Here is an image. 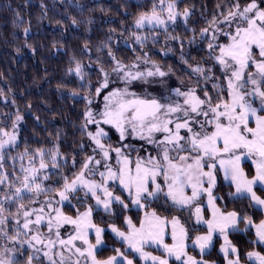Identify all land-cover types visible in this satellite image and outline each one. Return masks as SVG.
<instances>
[{"label": "trees", "instance_id": "trees-1", "mask_svg": "<svg viewBox=\"0 0 264 264\" xmlns=\"http://www.w3.org/2000/svg\"><path fill=\"white\" fill-rule=\"evenodd\" d=\"M250 1L175 0L179 13L188 10L186 18L177 17L175 23L165 28L142 27L136 30L132 22L143 13H151L153 5L158 8L160 0H0V128L8 131L17 115L22 117L18 142L0 159V168L9 180H14L12 193L23 179L22 167L40 163L38 150L44 151V162L48 165L41 180L48 189L41 194L46 196H53L62 189L64 177L69 181L73 179L91 155L85 129L87 103L83 95L97 88L98 72L88 68V64H98L106 69L113 66V58L128 64L137 56L145 57L169 71L171 79L191 85L201 97L211 98L213 106L229 99L227 77L231 69L225 72L215 59L219 54L218 45L227 44L229 39L223 33L212 39L202 30L209 29L213 21L226 16L237 3L242 7ZM167 2L165 0V4ZM257 3L260 4V0ZM137 35L142 38V43L136 41ZM210 43L214 45L213 49H209ZM77 63L81 65L83 79L70 71ZM195 68L203 71L196 72ZM248 71H254V67ZM250 88V84H246L241 91L249 92ZM246 99L258 113L264 114L257 101L248 96ZM56 149L59 151L58 167L53 168L51 153ZM241 166L248 177L254 175L250 159L244 160ZM217 172L213 188V194L218 198L216 205L223 212L235 211L240 217L237 230H230L228 239L238 250L239 260L253 264L247 253L258 251L264 255V245L254 243L255 229L247 226L244 218H251L253 224H257L264 218V212L253 204L250 197L230 195L233 185L225 182ZM44 176L48 178L44 179ZM112 189L129 205L127 209L113 203L106 212L94 207L90 198H76V191L62 204V211L75 217L86 208L93 209V223L105 229L103 244L96 250L98 259H106L119 249L134 264H142L108 227L115 225L126 231V217L137 226L143 210L131 208L130 200L117 186ZM254 191L264 198V188L256 185ZM30 198L25 194V199L19 203L28 204ZM19 203L9 202V210L17 211ZM144 210L167 219L177 217L188 230L190 239L207 230L204 225L194 224L187 209H179L166 197L147 202ZM203 211L207 213L205 206ZM219 245V236H214L208 252L200 254L190 246L187 251L215 264H225ZM144 247L164 255L152 247ZM38 261L49 264L42 258ZM169 264L180 262L169 259Z\"/></svg>", "mask_w": 264, "mask_h": 264}, {"label": "snow or ice", "instance_id": "snow-or-ice-1", "mask_svg": "<svg viewBox=\"0 0 264 264\" xmlns=\"http://www.w3.org/2000/svg\"><path fill=\"white\" fill-rule=\"evenodd\" d=\"M261 4H264V0H260V4L257 3V0H251L240 10V5L237 3L235 10L230 11L224 17L225 22H236L235 32L225 33L229 38V43L218 45L219 55L215 58L225 72L231 69V74L227 77L229 99L222 100L213 106L211 98L201 99L194 90L181 92L176 89L174 90L175 95L184 97L183 105H181L175 102L163 103L157 98H141L135 93H130L127 88L124 90L114 89L109 92L104 96L105 105L101 112L94 115L91 109L86 111L85 129L87 130L89 124L96 125L95 132L88 131L89 138L95 143L105 160L110 159L111 153L114 152L119 168L117 170L106 165V172L99 173L100 182L89 179V176L96 175V169L90 166L94 158L89 156L79 174L70 181L67 177L63 178L64 184L62 190L57 193L60 197L57 203L68 200L69 193L86 189V194L90 193L95 199L96 205L102 206L106 212L110 211L113 203L127 209L129 205L125 203L121 195H114L110 190L109 181H118L120 188L127 192L132 205L146 208L147 202L160 198L164 189L157 181V177L162 176L164 186L167 187V192L164 194L172 204L179 209H187L195 204L197 223L207 225V233L196 236L191 241L192 245L203 252L213 244L214 234L219 233L224 241L220 251L224 253L227 264H240L238 250L228 239L229 230H237L240 217L235 211L224 213L216 207L218 198L213 194V188L216 185V171L217 165H219L225 179L230 180L235 186V194L230 195L243 197L247 194L254 205L264 208V198L258 196L254 191L255 185L264 186V115H258L257 108L253 107L252 103L246 99L247 96L254 94L260 98L261 104L264 105V7H261ZM165 11L167 12V21L172 23H175L177 17L181 15L176 11L175 0H168L166 7L165 0H160L159 10L153 5L151 13L141 14L135 21V26L137 28H141L145 24L164 26L166 21L162 18V13ZM188 14V10L185 9L182 15L186 18ZM202 31L207 33L208 29ZM135 39L138 43H142V38L139 35ZM208 47L213 49L214 45L210 43ZM136 67V65L132 66V68ZM251 67L255 68L254 73L248 71ZM193 70L203 71L201 68ZM70 71L73 70L70 69ZM74 71L83 79L79 63L76 64ZM113 71L122 72L123 76L120 78L126 83L142 79L145 75L149 77L166 75L158 67L155 72L151 70L146 73L133 72L131 69L125 70V67L119 63ZM104 76V81L96 88L97 96L109 87L108 74L105 73ZM246 84L253 85L252 91H241ZM207 95L205 93V96ZM89 104H91V100H89ZM205 105H207L206 108ZM181 113L182 115H180ZM210 113L211 116H209ZM191 114L203 115L205 119L203 121L195 120ZM173 116H175V120L172 119ZM250 117L254 118L255 127L250 126ZM21 119L22 117L17 115L11 132L0 128V151L10 145H15L17 123ZM101 124L115 128L121 141L131 133L140 139L147 140L148 143L156 144L158 148L162 149V152L155 157L150 155L146 160L138 156L133 169L130 155L123 151L124 148L132 149V145L122 144L112 147L103 143L102 141L108 137V133L101 127ZM173 124L174 128L170 127ZM194 124H199V130L193 127ZM208 125L212 126L210 131L207 128ZM182 129L186 131V136L181 135ZM155 133H163V139H155ZM172 152H177L178 158L172 156L170 154ZM179 153L187 154L179 155ZM37 154L40 157L39 168L35 166L22 167L24 175L20 186L15 187L12 195L5 196L4 200L19 203L25 199L26 193L40 194L48 191L40 179V173L48 167L44 162L45 153L41 149L37 151ZM58 154V149L51 153L53 168L58 167ZM245 156L251 159L255 165V175L251 178L241 167V159ZM100 163L99 160L95 161L96 165ZM47 178L44 176V179ZM6 180L7 176L0 175V184ZM188 188L191 189V195L186 194L185 190ZM203 194H207L208 197V206L212 210L211 219L204 218L202 208L197 203ZM35 202L33 201V203ZM45 203L48 208L47 213L43 205L38 209L28 210L23 203H19L17 213H23L22 227L24 229L31 231L30 225L33 224L43 226L45 220L50 235L53 228L56 229L55 240L49 239L45 243L42 234L38 233L32 236L31 241H26L30 247L33 246L32 241H35L36 244L47 248L48 251H45L43 255L48 258L49 264H66V261H69V264H81V259H83V264H133V261L119 249L116 250V255L109 256L107 259L97 258L96 250L103 243L105 229L93 223L91 207L84 212H78L73 217L65 215L60 208L53 207L51 200H47ZM4 211L3 205L0 204V225L5 224ZM33 215H35V220L31 219ZM125 223L128 225L127 232L121 231L115 225H110L111 231L120 237L133 252L139 253L142 260L151 261V264H169V258L174 257L180 264H206V262L198 261L188 255L186 251V241L190 239L188 230L177 217H173L170 222L172 225L171 244L164 242V229L169 221L161 218L155 212L146 213L139 228L133 225L131 219L126 218ZM244 223L256 229L257 239L254 243L264 245V220L257 225L253 224L251 218L245 217ZM64 225H71L74 229L67 239L61 238L59 231ZM89 230L95 233V243L89 240ZM76 241H81L84 246H77ZM150 242L162 248L164 255L155 256L145 252L144 246ZM57 244L63 251L53 252ZM64 251L70 252L76 259L71 261L69 257H65ZM231 255H235L236 259H230ZM247 256L253 264H264V255L260 252L252 251L247 253ZM54 257H58L59 260L57 261ZM118 257H122L123 260L121 261ZM31 261L32 257H29L28 264H31ZM0 264H14V261L11 258L0 259Z\"/></svg>", "mask_w": 264, "mask_h": 264}, {"label": "rangeland", "instance_id": "rangeland-1", "mask_svg": "<svg viewBox=\"0 0 264 264\" xmlns=\"http://www.w3.org/2000/svg\"><path fill=\"white\" fill-rule=\"evenodd\" d=\"M246 5H244L242 7L240 6V10H242L243 7H245ZM159 7H160V5L158 6L157 10H159ZM165 7H166V4H165ZM233 10H235V7L231 11H233ZM228 13L226 15H228ZM180 14L181 15H179L178 18L179 17L185 18L182 15L183 13H180ZM224 17H222L220 20L213 21L209 25V29H208V32L206 34L207 36H210L212 39H213V36H215V39H216L218 37V35H220V33H221V35H223V34L225 35V33H234L235 32L236 22L235 21L225 22L224 21ZM138 18L139 17H137L132 22V26L136 30H139V29L142 28V27L141 28H137L135 26V21ZM162 18L165 19V21H166V25H164V26H150V25L145 24L143 27L165 28V27L173 24L172 22L167 21V12L166 11L164 13H162ZM225 36H227V35H225ZM227 43H229V40H228ZM257 53H258V51H257ZM218 55L219 54H217V56ZM117 63H119L120 65H123L125 67V70L131 69L133 72L140 71V72L146 73L149 70L155 72L156 67H158L161 71L166 73V75H164L163 77H161L159 75H154V76H150V77L145 75V77L142 78V79L133 80L131 82H127L126 83L124 80H122L120 78L121 76H123L122 72L121 73H116V72L113 71V69L116 68ZM133 65H136L137 67L136 68H132ZM88 68H90V69L92 68V69H94V70H96L98 72V79H97L98 86L104 81V78H105L104 74L107 73L108 74V79H109V87L107 89H104L99 96L96 95V89H95L94 92H87L85 95H83V99H85V101L87 103V106H86V108L84 110V114L89 109H91L93 111L94 115L96 113L101 112L104 109V105H105L104 96L108 95V93L113 91L114 89L124 90L125 88H127V90L130 93H135L137 96H139L141 98H147V99L157 98V99L161 100V102H163V103L175 102V103H180L181 105H183L184 97L175 95V91L174 90L179 89L181 92H188L189 90H194L191 87V85L188 86V85H185L184 83H182L180 81H177L175 79H171V76H169V71L163 69L162 66L158 65L155 62H152L151 60H148L145 57H138L137 56L133 61H131L128 64L122 63L120 60H117V59L113 58V66L111 68H106L105 69L104 67H102V66H100L98 64L94 65V66L91 65V64H88ZM88 68L86 67V69H88ZM250 72L254 73L255 72V68H254V71H250ZM230 74H231V71L229 72L228 76H230ZM169 81L171 82L170 84H169ZM250 86H251V88L249 89V91H252L253 85L250 84ZM195 94L197 96H199L196 92H195ZM78 97H80V96H78ZM199 97L201 99L208 100L205 97H201V96H199ZM248 97L250 99H253V100L257 101V105L260 108L264 109V105L261 104V100H260L259 97L255 96L254 94L252 96H248ZM165 98H167V99H165ZM89 100H91V104H89ZM206 107H207V105H205V108ZM180 115H182V113ZM191 115H192V117L195 120H198V121H203L205 119V117L203 115H201V116H195V114H191ZM209 116H211V113L209 114ZM97 119H99L98 116H97ZM172 119L175 120V116H173ZM15 121H16V119H15ZM21 125H22V120H20L17 123V128H16L17 140H16V143L19 140V130H20ZM101 127L105 130V132L108 133V137L104 141H102L106 145H111L112 147L121 146L122 144L132 145V149L124 148L123 151L125 152V154H129L130 155V159H131V162H132L131 163V167L133 169L135 168V162H136V159H137L138 156L142 157V158H144L146 160L150 155L155 157V156L158 155V153L162 152V149L158 148L156 144L148 143L147 140L140 139V138H138V136H134L133 134H131L130 133V129H129V133L130 134L127 135L125 140L121 141L119 133L116 131L115 128H112L110 125H103V124H101ZM170 127L174 128V124L170 125ZM193 127L196 130H199V124H194ZM207 128L210 131L212 129V126L208 125ZM12 130H13V125H12V128L10 130H8V131L11 132ZM86 131H87V133H88V131L95 132L96 131V125H94V124L87 125V130ZM163 135H164L163 133H155L154 134V138L157 139V140H160V139H163ZM181 135H185L186 136L187 135L186 131L182 129L181 130ZM89 141H90V146H91V155L90 156L94 158L93 162H92V164L90 166L92 168L96 169V175L95 176H89L88 178L89 179H94L97 182H100L99 173L100 172H106V167H105L106 165L111 166L113 169H117V170L119 168V165L117 164L116 155H115L114 152L111 153V158L110 159L105 160L103 158V155L100 152V150L98 148H96L95 143L90 138H89ZM14 146L15 145H10V146L6 147L5 149H3L2 151H0V156H2L3 153L7 149L13 148ZM94 149H95V151H94ZM170 154L172 156L178 158L177 152H172ZM185 154H187V153H179V155H185ZM246 159H249V158H246ZM96 160L101 161V163L99 165H96L95 164ZM39 165H40V163H38L37 165H31V167L35 166L36 168H39ZM25 168H26V166H25ZM205 170L207 171V169H205ZM43 171L44 170H42V172L40 173V179L41 180H43V176H42V173H44ZM217 171L220 172V174L222 175V178H223V180L225 182L231 183L230 180H226L225 179L223 171L219 169V165H217ZM217 171H216V177H217V174H218ZM3 172L4 171L0 168V175L7 176V174H5V172L4 173ZM157 181L162 185V187L164 189L163 192L160 194V196L167 198V196L164 194V193L167 192V187L164 186L163 177L162 176L157 177ZM13 182H14V180H11V179L9 180L8 176H7V180L4 183L0 184V186L4 185L0 189V204H2L4 209H5V211L3 213V218L5 219V224L0 225V259H6L7 260V259L11 258V260L14 261V264H28L29 257H32L31 264H40L38 259H41V258L44 259L45 262L49 263L48 258L43 255V253L45 251H48L47 248H45L44 246H42L40 244H36L35 241H32L33 246L30 247L29 244L26 243V241H31L32 236L36 235L38 233L42 234V237H43L45 243H47V241L49 239L55 240L56 239V236H55L56 229L53 228L52 233L50 235L49 231H48V228H47L46 220H45L43 226H37L35 224L30 225L31 231H29L27 229H24L22 227V225L24 223L23 213L20 212L18 214L17 211L11 212L9 210V208H10L9 202H11V201L4 200L5 196H11L12 195V190L13 189L10 187V185H12ZM109 184H110V190L111 191H113L112 187H115V186H117L120 190H122L120 188V186H119V182L118 181H116V182L109 181ZM257 185L262 187V185H259V184H257ZM205 187H207V184H205ZM233 187H234V190H233L232 194H235L236 189H235L234 185H233ZM262 188H264V187H262ZM60 190H62V189H60ZM185 191H186L187 195H191V189L190 188L186 189ZM123 192L126 194V196L128 198L127 192H125V191H123ZM57 193H55L53 196H46V195H42L41 193L40 194H35V193L28 194L31 198H30V202H28V204H24L25 208L28 209V210H31V209H34V208L38 209V208H40L43 205L45 207V212L47 213L48 212V208H47V205H46L45 202L47 200H51L53 207H57V208H60L62 210V208H61L62 204L64 202L70 200V194H75V192L74 193H69L68 194V196H69L68 200L63 201L62 203H57L60 200V197H59V195ZM86 193H87L86 189L78 190V193L76 194V198H82V199L90 198V201H91V203H92V205L94 207H97V208H100V209L104 210L102 206H97L96 205V201H95V199L92 198L90 193H88V194H86ZM113 193H114V191H113ZM100 195L102 196V193ZM114 195H117V194L114 193ZM245 195L247 196V194H245ZM233 196H237V195H233ZM33 201H36V202L33 203ZM169 202L172 204L171 200H169ZM197 203L202 208V214H203L204 218L205 219H211L212 218V210L208 206L207 194H203L201 199ZM203 206L206 207L207 213H204ZM256 206H258V205H256ZM130 207L131 208H135V209H142L144 217H145L146 213L153 212V211H145L144 208H139L137 206L132 205L131 200H130ZM195 207H196V205L194 204L191 207L187 208V210L189 212V215L192 218L194 224L195 225H204V226L207 227L206 224H198L197 223L196 216H195ZM216 207L219 208L217 205H216ZM52 214L54 215V213H52ZM65 215H67V214H65ZM158 216H160V215H158ZM160 217L163 218L162 216H160ZM31 219L35 220V215H33L31 217ZM164 219H167V218H164ZM167 220L168 221L172 220V218H169ZM17 221H19V223H17ZM164 230H165L164 242L167 243L169 238L172 237V225H171L170 221L165 226ZM59 231L61 233V238L67 239L68 236L71 233L74 232V229H73V227L71 225H64L63 227H61L59 229ZM206 233H207V230L204 231V232H200V233L194 235L193 238H191L190 240L186 241L187 247L190 246V247L194 248L200 254L208 252L212 245L210 247L206 248L203 252H201V250L198 247H194L192 245V242H191L192 240L195 239L196 236L204 235ZM214 236H219V238L221 239V245H220V248H219V251H220L221 246L224 243L223 238L219 235V233L214 234ZM214 236H213V238H214ZM12 237H15V239H12ZM91 238H93V241H91ZM95 239H96L95 234L91 233L89 235V240L92 243H95ZM170 243H172V238H171V242ZM75 244L77 246H80V247L84 246L81 241H76ZM145 246H149V247H152V248H154L156 250H159V251L163 252V249L160 248L158 245L147 244ZM37 249H39V250H37ZM144 249H146V248L144 247ZM146 250L151 252L152 254H154L156 256H163V254L154 253V252H152V251H150L148 249H146ZM57 251H63V249H61L59 244H57L56 247L53 249V252H57ZM186 251H187V248H186ZM187 253H188L189 256L194 257L198 261H204V262H206V264H215V262L212 261V260H207V259H204V258H201V257H196L195 255L189 253L188 251H187ZM220 253L222 255H224L223 252L220 251ZM64 255H65V257H69L71 261H74L76 259V257L72 256L71 253L68 252V251H64ZM54 258H56L57 261L59 260L58 257H54ZM171 258L175 260L174 257H171ZM224 258H225V256H224ZM229 258L230 259H236V256L235 255H231ZM141 263L142 264H147V263H145L143 261H141ZM66 264H69V261H66ZM81 264H83V259H81ZM225 264H227L226 260H225ZM240 264H246V263L240 261Z\"/></svg>", "mask_w": 264, "mask_h": 264}, {"label": "crops", "instance_id": "crops-1", "mask_svg": "<svg viewBox=\"0 0 264 264\" xmlns=\"http://www.w3.org/2000/svg\"><path fill=\"white\" fill-rule=\"evenodd\" d=\"M257 114L258 115H264V114H260V113H258L257 112ZM250 121H251V124H250V126H252V127H255V120H254V118H251L250 117ZM247 158V156H245V157H242V159H241V164H242V162L244 161V160H248V159H246ZM251 162H252V160H251ZM252 165H253V167H254V170L256 171V169H255V165L253 164V162H252ZM242 167V166H241ZM254 175H255V172H254ZM249 178H251V177H249ZM262 187H264V186H262ZM259 208H261L262 210H263V212H264V208H262V207H260V206H258ZM87 210V208L86 209H84L82 212H84V211H86ZM222 211V210H221ZM223 212V211H222ZM228 212H232V211H228ZM224 213H227V212H224ZM163 217V216H162ZM126 218H128V217H126ZM125 218V219H126ZM163 218H165V217H163ZM129 219V218H128ZM144 219V216H142V219L141 220H143ZM262 220H264V218L262 219ZM261 220V221H262ZM170 222H171V220H169ZM260 221V222H261ZM141 222V221H140ZM260 222H258L257 223V225L260 223ZM126 224V223H125ZM134 225V224H133ZM98 226V225H97ZM136 226V225H135ZM139 226H140V224L139 225H137L136 227L137 228H139ZM100 227V226H99ZM102 228V227H101ZM109 228V231L117 238V239H119L121 242H123L127 247H128V245L120 238V237H117L116 236V234L115 233H113L112 231H111V228H110V226L108 227ZM126 231H124V232H127L128 231V225L126 224ZM255 229V228H254ZM231 230V229H230ZM95 234L94 233V231H92V230H89V235L90 234ZM255 234H256V229H255ZM256 239H257V237H256ZM171 242V238H169V240H168V242H167V244H171L170 243ZM103 244V243H102ZM101 244V245H102ZM149 244H151V245H155V244H152L151 242L149 243ZM100 245V246H101ZM220 245H221V239H220ZM220 245H219V248H220ZM233 245V244H232ZM99 246V247H100ZM234 246V245H233ZM235 247V246H234ZM129 248V247H128ZM130 249V248H129ZM130 250H132V249H130ZM144 251L145 252H149V251H147L146 249H144ZM258 252V251H257ZM149 253H151V252H149ZM134 254H136V256H138L139 257V259L141 260V261H143V262H145V263H147V264H151V261H144V260H142L141 258H140V255H139V253H136V252H134ZM152 254V253H151ZM114 255H116V254H114ZM114 255H112V256H114ZM152 255H154V254H152ZM156 256V255H155ZM107 259V258H106ZM118 259H120L121 261L123 260V258L122 257H118ZM129 259V258H128ZM169 259H172V258H169ZM102 260H104V259H102ZM134 264V263H133Z\"/></svg>", "mask_w": 264, "mask_h": 264}]
</instances>
